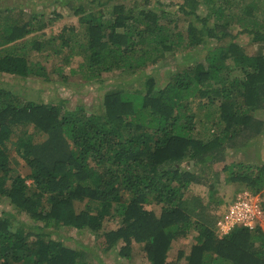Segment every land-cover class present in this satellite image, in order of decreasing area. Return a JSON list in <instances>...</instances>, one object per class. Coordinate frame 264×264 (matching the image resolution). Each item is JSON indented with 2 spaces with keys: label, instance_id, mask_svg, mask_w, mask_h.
<instances>
[{
  "label": "trees",
  "instance_id": "obj_1",
  "mask_svg": "<svg viewBox=\"0 0 264 264\" xmlns=\"http://www.w3.org/2000/svg\"><path fill=\"white\" fill-rule=\"evenodd\" d=\"M75 2L67 0L78 26L43 39L34 34L45 22L0 0V74L50 81L78 56L71 71L86 83L118 73L137 76L141 87L122 81L88 108L27 100L0 86V197L28 220L0 214V264H102L101 254L130 260L134 250L147 264H264L262 226L216 231L237 195L218 217L209 212L222 202L219 187L235 181L260 194L264 211V160L226 156L227 148L247 153L257 143L261 157L264 0ZM47 48L45 58L61 65L47 67L38 56ZM176 62L155 88L146 68ZM188 101L207 108L204 124L214 135H194L198 115ZM192 184L206 185V200L187 195ZM61 229L86 231L94 243L70 247ZM190 234L188 250L168 259L174 241Z\"/></svg>",
  "mask_w": 264,
  "mask_h": 264
},
{
  "label": "rangeland",
  "instance_id": "obj_2",
  "mask_svg": "<svg viewBox=\"0 0 264 264\" xmlns=\"http://www.w3.org/2000/svg\"><path fill=\"white\" fill-rule=\"evenodd\" d=\"M99 2H107L108 0H97ZM133 0H110L109 4L106 7H111L116 5L117 3L131 4ZM162 3L167 4L171 0H159ZM176 1V0H175ZM78 2H82V0H76L75 5ZM137 4L139 3L141 6L149 7L150 5L157 6L155 0H150L149 4L144 3V0H134ZM84 4V2H82ZM1 5L14 7V13L20 11V8L25 12L23 14H36L38 20L45 22L44 28L37 31L34 36L43 39H47L49 35L57 34L63 26L65 25H77L78 20L75 13H72L71 7L67 3V0H1ZM95 10H98L96 7ZM56 12V14H55ZM186 23L184 21L179 22V28H185ZM77 33L75 36L80 35L82 33V28H77ZM41 35V36H40ZM238 42L241 44H248V37L246 35H239L237 38ZM58 41L55 42V44ZM53 44H47L46 47H52ZM65 51H63L64 53ZM47 53H52L50 48L44 49L41 51L38 56L42 60H46L47 67H51L53 65H61V62L57 58H53V56L49 58H45ZM81 61L78 56L72 57L71 61L68 65L61 66L62 76L60 74L54 75L53 79L50 81H46L44 79L39 78H22L18 76H12L8 74H0V86L6 89L13 91V93L21 95L23 98L27 100L33 101H50L53 103H59L62 100L66 101V105L68 107H72L74 104H84L86 107H97V103L100 98L108 89L113 86H121L120 84L124 81V86L130 89L139 88L141 85L139 84V79L136 80L137 76H129L126 74H118V73H105L103 74V80L101 83H86L83 81V77L81 75L74 73L71 69H75L78 63ZM181 62H176L175 64L167 63L160 66H151L150 68H146V72H150L151 75L155 79V88H162L168 80H170L172 74L175 72L177 65H182ZM62 77H65L63 79ZM143 79V78H142ZM194 101V100H192ZM191 101V102H192ZM190 103V111L197 113L198 117L196 118V128L194 130V135L196 137L204 138L205 135L210 133V135H214L216 130L215 128L209 129L208 124H204L205 113L207 108H199L197 103ZM215 109V107H214ZM257 117L264 120V111L259 114H256ZM201 119L200 121H198ZM209 130V131H208ZM261 147L260 149V159L256 157L257 143L247 148V150H243L247 153H242L240 150H230L227 148L226 156L228 160H239L245 163L257 162L259 160H264V135L260 140ZM259 144V143H258ZM258 147V146H257ZM246 154V155H245ZM20 173L25 172V166H22L20 163L16 166ZM215 166L213 167V170ZM223 174V173H221ZM29 182V181H28ZM240 186L236 181L231 184H225L219 187L218 192L216 193V197L220 198L219 204L213 203L209 209V212L214 214V216L218 217L222 214L224 208L226 207V202L233 199L238 193L242 192L244 189H239ZM239 189V190H238ZM262 193V192H261ZM187 195H198L203 198V200L207 199V187L203 184H192L189 189ZM260 195V194H259ZM262 195V199H264V190ZM10 211L15 214L16 220L21 222H27V217L23 214H18L14 211L13 207L9 203V201L0 197V214L2 212ZM264 228V227H263ZM60 233L62 236H58L61 238L64 243L70 247L79 248L80 245H90L92 246L94 243V236L86 231H77L71 229H61ZM192 235L186 236L178 241H174L173 248L168 255V259L175 260L177 255V249L179 247L188 250L189 242ZM102 264H147L144 262L142 258L143 253L140 250H134L133 256L130 260L120 258L114 252H109L106 254H101ZM182 262V261H181Z\"/></svg>",
  "mask_w": 264,
  "mask_h": 264
},
{
  "label": "built area",
  "instance_id": "obj_3",
  "mask_svg": "<svg viewBox=\"0 0 264 264\" xmlns=\"http://www.w3.org/2000/svg\"><path fill=\"white\" fill-rule=\"evenodd\" d=\"M237 224L250 228L256 224L264 227V211L259 195L253 194L248 190L238 193L228 211L217 218L216 231L219 236H222L227 234Z\"/></svg>",
  "mask_w": 264,
  "mask_h": 264
},
{
  "label": "clouds",
  "instance_id": "obj_4",
  "mask_svg": "<svg viewBox=\"0 0 264 264\" xmlns=\"http://www.w3.org/2000/svg\"><path fill=\"white\" fill-rule=\"evenodd\" d=\"M258 195V194H257ZM260 197V196H259Z\"/></svg>",
  "mask_w": 264,
  "mask_h": 264
}]
</instances>
